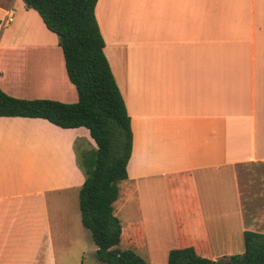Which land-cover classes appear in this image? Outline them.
I'll return each instance as SVG.
<instances>
[{
    "label": "crops",
    "instance_id": "crops-1",
    "mask_svg": "<svg viewBox=\"0 0 264 264\" xmlns=\"http://www.w3.org/2000/svg\"><path fill=\"white\" fill-rule=\"evenodd\" d=\"M94 12L132 133L119 245L149 264L188 245L241 254L244 231L264 233V0H98ZM0 90L78 100L57 35L22 0H0ZM95 149L84 127L0 117V264H70L78 155ZM247 165L260 172L243 180Z\"/></svg>",
    "mask_w": 264,
    "mask_h": 264
},
{
    "label": "trees",
    "instance_id": "trees-1",
    "mask_svg": "<svg viewBox=\"0 0 264 264\" xmlns=\"http://www.w3.org/2000/svg\"><path fill=\"white\" fill-rule=\"evenodd\" d=\"M22 1L57 35L66 74L78 100H25L0 90V117L40 118L64 129L86 128L96 149L81 155L84 182L78 208L81 223L96 246L95 259L103 264H149L132 250L117 247L124 231L113 204L119 196L118 184L128 178L132 133L130 117L103 52L94 12L98 0ZM178 237L186 239L182 232ZM243 245L241 254L216 260L188 245L171 250L167 264H264V233L244 231Z\"/></svg>",
    "mask_w": 264,
    "mask_h": 264
},
{
    "label": "rangeland",
    "instance_id": "rangeland-1",
    "mask_svg": "<svg viewBox=\"0 0 264 264\" xmlns=\"http://www.w3.org/2000/svg\"><path fill=\"white\" fill-rule=\"evenodd\" d=\"M78 160L79 162L81 161V154L79 153L78 155ZM260 169H258L257 166H238L236 168L237 174L240 175L241 179L243 180H249L252 176L251 174H253V176H255V174H257ZM119 188H121L122 183L118 184ZM122 189V188H121ZM125 195L122 194L118 197V199L114 202L113 204V210L114 213H116V211H118L121 203L124 200ZM72 210H74L76 212V216H77V227L75 230L76 236L72 237L71 241H73V243L69 244V251L66 253V256L68 257V261L70 262V264H76L77 262H79L80 260H83V263L85 264H102L100 262H98L95 259V249L96 246L94 245L91 237H90V233L89 231H87L81 224L80 221V213L78 210V206H77V196H76V202L74 205V208H72ZM243 211L245 212V219H247V222L249 219L252 218H257V214L255 212V210L253 209H248L247 205H245L243 207ZM123 223L126 224L125 221H127L124 217H128L131 218V211L130 209L124 211L123 213ZM247 215V216H246ZM253 220V219H252ZM258 225L257 227H259V231H263L264 232V209L260 211V215L258 216ZM120 250H128L131 249L132 247L130 245H127L125 243H121L119 246ZM84 248V254L80 253L77 254V250Z\"/></svg>",
    "mask_w": 264,
    "mask_h": 264
},
{
    "label": "built area",
    "instance_id": "built-area-1",
    "mask_svg": "<svg viewBox=\"0 0 264 264\" xmlns=\"http://www.w3.org/2000/svg\"><path fill=\"white\" fill-rule=\"evenodd\" d=\"M12 20H13L12 12L6 11V14H5V21H6V23H11Z\"/></svg>",
    "mask_w": 264,
    "mask_h": 264
}]
</instances>
